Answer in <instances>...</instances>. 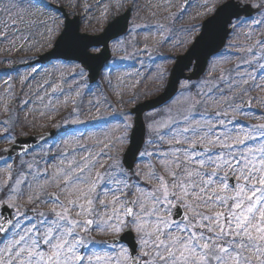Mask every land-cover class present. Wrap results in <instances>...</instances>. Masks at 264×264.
I'll use <instances>...</instances> for the list:
<instances>
[{"label":"snow or ice","instance_id":"snow-or-ice-1","mask_svg":"<svg viewBox=\"0 0 264 264\" xmlns=\"http://www.w3.org/2000/svg\"><path fill=\"white\" fill-rule=\"evenodd\" d=\"M124 3L116 0L117 7ZM190 6L184 0L173 12L176 0H148L145 10L153 18L164 12L166 22L129 28L114 19L110 25L109 39L137 55L149 51V40L156 48L190 40L189 54L197 53L199 65L203 53L207 65L195 84L193 75L176 80L180 99L150 113L147 138L138 139L133 111L116 110L104 89L85 103L81 81L89 62L101 59V47L51 0H0L5 51L32 50L35 36L51 35L63 19L57 44L67 54L58 59L79 66L70 78L53 66L37 79L41 70L31 64L14 79L15 62L0 58L8 66L0 69L7 77L0 93L4 112L16 111L10 102L19 95L29 97L21 111L33 99L40 103L33 111L41 119L55 120L71 105L53 124L64 128L59 139L37 152L22 148L15 157L19 117L0 121V141L10 145L0 149V264H264V0H204L197 16L213 14L185 26L180 22ZM136 8L131 0L128 12ZM141 28L143 46L133 35ZM167 59L176 61L173 72L195 74L191 60L180 67L179 58ZM167 72L158 71L154 81ZM135 75L140 79L131 86L121 76L115 84L105 77L119 103L125 88L148 79ZM85 112L88 121L81 119ZM92 121L94 131L68 127Z\"/></svg>","mask_w":264,"mask_h":264},{"label":"rangeland","instance_id":"rangeland-1","mask_svg":"<svg viewBox=\"0 0 264 264\" xmlns=\"http://www.w3.org/2000/svg\"><path fill=\"white\" fill-rule=\"evenodd\" d=\"M155 3V0H152ZM191 6L188 8L187 14L183 16V19L180 23L183 25H192V24H199L204 19H206L212 12H207L205 15L197 16V12H204L205 9L203 7H197V5H203L204 0H189ZM222 2V0H221ZM51 3L58 9L63 8L64 12L69 16H78L80 19V31L85 34H97L102 31L104 26L112 20L115 16L121 15L126 11L127 8L131 6V0H125L123 7L116 6V0H51ZM148 0H137V8L134 9L130 13V17L128 20L129 28L132 27L133 24H144L146 21H152L154 23V19H159L161 22H166L164 17L165 13L160 12L157 17L153 18L150 15V11H146V5ZM182 4V0H176V8L170 9V11H177ZM218 6V4L216 5ZM86 7L90 10H86ZM209 8L212 7L211 4L208 5ZM107 9L106 15L104 14ZM53 15H59V13H53ZM63 19L57 20L56 30L51 35L46 36H35V41L37 42L33 47L32 50H12L10 52L5 51L6 45H0V58L8 57L9 59L15 62L14 67L18 71L12 72L13 78H17L19 74L25 73L29 65L36 64V67L41 70L40 76L37 79H40L44 76L45 72L52 71L53 66L58 68L61 72L64 73L65 76L70 78L71 74L77 72L79 70V66L73 67L71 66L72 62H63L61 60L57 61H49L48 63H36L39 56L44 54L48 51L56 39L57 35L62 29L63 26ZM180 23H177L175 26L177 28L180 27ZM135 35L140 41L141 45L143 46V37L145 35V30L143 28L139 29L138 31L134 32ZM183 34L178 33L177 39H179ZM196 35V34H194ZM184 39H188V37H183ZM229 41L227 40L226 43ZM174 43L165 44L162 47L156 48L154 46L155 41L149 40V51L147 53H140L139 55L136 54L135 48L127 45L121 44L117 45L116 41L110 42V59L107 61L105 66L102 68L101 75L96 82L93 84H89L87 79V72L85 70V78L81 82L85 84V87L81 89L82 92L85 93V103H87V99L92 98V93L99 94V89H104L109 99L112 101L116 110L124 111L128 110L129 108L133 107L139 101H142L146 98H151L155 95H158L164 88L166 79L169 75V69L174 64L175 60H169L168 57H175L177 55H182L186 49L191 45V41L186 44L184 47H175ZM27 48V45H26ZM31 57L32 59L29 60L28 58ZM151 57V58H150ZM143 62V65L141 64ZM227 67V65H225ZM8 66L5 64H0V69H5ZM167 69L168 72L165 76L164 80L161 81H154L153 77L158 71H162ZM141 73V76H148V79L143 80L141 83L136 85L135 87H128L124 89L123 94V103H119L120 97L113 95L111 90L108 89L105 77H112L113 84L116 83V76H121L125 79L129 86L135 84L140 77H137L135 74L137 72ZM131 74L130 76L128 74ZM151 73V75H149ZM192 73V69L185 70L184 74L188 75ZM207 75L206 72L199 78L203 79ZM102 76V77H101ZM3 79H7V77H0V93L4 91V86L2 83ZM181 81H183L181 79ZM198 80L192 82L193 84L197 83ZM99 86V88H98ZM91 89V91H89ZM178 94L175 96L176 100L180 99L179 93L180 88L178 85ZM27 91V89L25 90ZM16 92L20 94V85L17 82L16 84ZM138 94L137 99L134 102L128 103L129 99L134 95ZM29 99L28 96L19 95V100H13L10 102V107L15 108V112H4L0 109V121L8 119L9 116L12 117V122L14 123L16 117H19V124L15 125V132L14 134L16 137L22 136L26 137L31 134H41L45 132H52L51 137L47 139L48 143L41 142L37 145L31 152H37L40 150V147L43 146L47 148L51 145L54 141L59 139L64 132V128L56 129L53 127V124L59 121L60 117L66 114L68 110H70L71 105L68 108L64 109L56 118L55 120L51 119H41L39 116L38 111H33V109H40L41 105L38 101L33 99V102L30 103L27 108L23 111L20 110L21 104L20 102L23 100ZM165 109V108H164ZM161 110V109H160ZM159 111V110H157ZM150 113H146L143 116V119L146 125L150 122L151 116ZM93 115H98V113H93ZM110 118V117H109ZM81 119L88 121V113L85 112ZM242 122L246 123H256L259 122L258 120H247L244 121L243 117H240ZM31 122V123H30ZM96 121H92L90 123L80 124V125H69V128H80L85 130L94 131L93 124ZM2 131V129H0ZM147 131V128H146ZM147 138V135H146ZM10 145L0 141V149L5 147H9ZM26 159L30 157H25ZM11 162V161H10Z\"/></svg>","mask_w":264,"mask_h":264},{"label":"water","instance_id":"water-1","mask_svg":"<svg viewBox=\"0 0 264 264\" xmlns=\"http://www.w3.org/2000/svg\"><path fill=\"white\" fill-rule=\"evenodd\" d=\"M183 2H184V0H183ZM128 14H129V12L127 9L122 15L116 17L115 20L118 22L119 25L122 26L125 24V22L127 23ZM113 20L105 26V28L103 29V31L100 34L92 36V35L82 34L79 32V19L77 16H74L72 18H68V16H67V21L73 23V25L78 29L79 34L86 35L89 39H91L94 43L98 44L101 47V50L103 53V55L101 56V59L99 61L89 62V66L86 68V70L88 72V79H89L90 83L94 82L97 79L104 62L109 58L108 43L111 41V39H109V36L112 34L113 28L110 27V25H112ZM65 23H66V21L64 22V24ZM62 31H61V33H62ZM61 33L58 36V38L56 39L54 46H53V49H51L48 53L40 56L39 60H38L39 62H48L49 60H57L58 57H62L63 55L67 54L63 43H61L59 45L57 44V41L60 40ZM105 44L107 45V47H104ZM196 55H197V53L189 54V51L187 50L184 55L176 57V58H179L181 60L180 67H183V64L188 63L189 60L194 62L193 68L195 69V74H193V72L190 74V75H193V79H197L199 77V75L204 71L205 66H206V64L204 63V54L203 53L199 54L200 55L199 65H197V63H196ZM62 60H64V59H62ZM65 61H67V60H65ZM174 67H176V61L173 65L172 69ZM172 69L170 71V76L168 78L166 87L160 95H158L157 97H155L153 99H149L147 101H144L143 103L137 104L133 109H131L133 111V115H134L133 120L135 121L136 135H137L138 139L142 134H143V136L145 134V126H144V122H143V118H142L143 113L158 107L159 105L164 103L166 100H168L176 91V88H177L176 80L178 78L181 79V78L186 77L184 74V71L188 70V69H184L182 74L179 71L173 72ZM169 81H171V83H169ZM44 134H47V136L45 137V139H46L52 135V132H48V133H44ZM42 135L43 134L32 135V136H29L27 138H17L18 144H17L15 151L12 153V155L16 156L17 154L21 153L22 148L31 150L32 148H34V146L36 144H38L39 142L44 140V139H41ZM25 141L27 143H25Z\"/></svg>","mask_w":264,"mask_h":264},{"label":"bare ground","instance_id":"bare-ground-1","mask_svg":"<svg viewBox=\"0 0 264 264\" xmlns=\"http://www.w3.org/2000/svg\"><path fill=\"white\" fill-rule=\"evenodd\" d=\"M175 99V98H174Z\"/></svg>","mask_w":264,"mask_h":264}]
</instances>
